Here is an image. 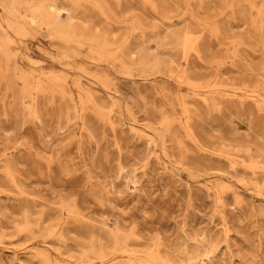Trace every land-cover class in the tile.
Segmentation results:
<instances>
[{
    "label": "rangeland",
    "instance_id": "374dc122",
    "mask_svg": "<svg viewBox=\"0 0 264 264\" xmlns=\"http://www.w3.org/2000/svg\"><path fill=\"white\" fill-rule=\"evenodd\" d=\"M0 264H264V0H0Z\"/></svg>",
    "mask_w": 264,
    "mask_h": 264
}]
</instances>
